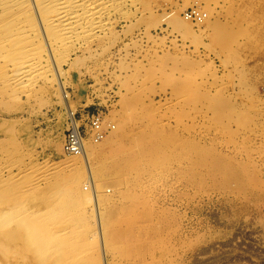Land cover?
<instances>
[{
  "label": "rangeland",
  "instance_id": "obj_1",
  "mask_svg": "<svg viewBox=\"0 0 264 264\" xmlns=\"http://www.w3.org/2000/svg\"><path fill=\"white\" fill-rule=\"evenodd\" d=\"M194 1L214 12V26L189 22V35L172 17L185 19ZM105 20L107 28L92 40L57 51L63 85L47 64L25 87L0 90V216L16 205L20 215L38 211L55 246L73 239V259L102 264L91 204L63 197L75 175L65 166L63 139L71 113L79 124L100 112L116 125L127 114L131 138L123 147H92L95 166L105 154L109 168L97 179L109 262L264 264V184L256 176L264 179V127L228 122L211 102L225 98L256 119L258 110L264 114V0H127ZM148 126L150 151L141 147ZM154 127L165 135L162 156ZM195 145L253 162L249 192L237 181L190 173ZM132 153L146 159H138L139 171L116 165ZM48 170L49 180L32 191L11 177L28 171L37 178ZM81 186L90 193L87 175ZM130 230L149 243L133 249Z\"/></svg>",
  "mask_w": 264,
  "mask_h": 264
},
{
  "label": "bare ground",
  "instance_id": "obj_2",
  "mask_svg": "<svg viewBox=\"0 0 264 264\" xmlns=\"http://www.w3.org/2000/svg\"><path fill=\"white\" fill-rule=\"evenodd\" d=\"M126 2L127 0H0V90L9 92L21 86L25 87L34 77L48 71L47 64L52 68L53 75L58 81V87L63 85L61 82L63 72L56 61L57 51L71 49L81 39L92 40L95 38L99 31L107 28L108 23L105 18L109 12L120 9ZM213 15L214 12L205 8L201 1H194L184 12V18L187 21L177 15L172 17V21L178 29L193 35V29L189 22L197 27L206 24L208 27H213L211 19ZM88 49H92V45L91 47L89 45ZM211 102L217 114L228 122L248 120L251 125L264 127V114L261 110L257 111L261 119H256L248 107L241 108L228 99L217 98ZM97 113L96 116L100 118L101 122L96 123L98 129L95 131H99L100 139L96 140L92 135L89 122H87L82 135L84 146L82 145L80 154L76 151H67L66 134L64 135L63 149L65 154L70 157L64 163L66 168L74 172L75 175H72L66 182L63 197L69 199L68 204H91L88 208L95 213L97 224L95 234L100 241L102 264H111L107 258L108 238L105 233L103 214H101L102 196L97 188V179L106 175L109 168L105 166V154L99 155L101 167L95 166L92 147L102 143L105 144V148L110 150L123 147L131 138L129 127L131 117L127 114L121 115L116 122L117 126L104 114ZM71 114L69 127L76 126V122L78 124L76 116ZM90 118L89 114L88 119ZM150 127L142 130L141 147L147 151H150L147 141L150 136ZM153 130L154 139L160 143L159 155L162 156V150L166 144L165 135L159 127H154ZM154 147L155 145L153 149ZM156 152L157 149L153 150V154ZM194 153L196 169H189L190 173L199 177L208 174L214 179L223 177L226 181H237V186L241 191L249 192L251 188L250 167L253 162L252 164L250 162L241 164V162H236L214 149L199 145H195ZM97 155L98 153L95 154V157ZM130 155L131 157L127 160L116 162V165L125 163L132 169L135 168L134 170L137 172L141 169V161L138 159L141 158L140 160L143 162L146 159L144 160L142 156H134L136 153ZM134 165H139V167ZM50 175L52 172L48 170L34 178L27 171L25 174L22 172L11 177L13 181L18 182V186L29 187L32 191L35 186L37 187L39 181L47 182ZM86 175L91 184L89 194H86L81 186ZM256 176L257 181L264 184L263 176L258 173ZM14 193H16V188ZM13 198L15 199L16 196ZM17 208L18 205L9 215L1 214L0 216V264H80L78 260L73 259L74 255L71 253L73 247L76 246L73 239H65L55 246L51 241V234L47 232L49 228L39 222L38 211L20 215ZM66 208L71 209L70 206ZM83 208L86 209V206H82V210ZM78 209L81 211L80 207ZM129 235L132 238L133 249L149 243L134 231L130 230ZM55 247H61V249L66 247L67 250L58 255L54 251Z\"/></svg>",
  "mask_w": 264,
  "mask_h": 264
},
{
  "label": "built area",
  "instance_id": "obj_3",
  "mask_svg": "<svg viewBox=\"0 0 264 264\" xmlns=\"http://www.w3.org/2000/svg\"><path fill=\"white\" fill-rule=\"evenodd\" d=\"M88 115L89 113H87V115L85 116V118L81 119L85 122V124H77L76 120V126L71 125L68 133L65 136V144H66V149L68 152H78V154H80L81 149H82V145L84 146L83 143V134H84V128L86 127L87 122H89V128H90V132H92V135L96 138V140H99V131L95 129H98L96 126L97 122H101L100 118L96 115H98V113L96 114H92L91 118L88 119ZM98 125V124H97ZM98 137H96V136Z\"/></svg>",
  "mask_w": 264,
  "mask_h": 264
}]
</instances>
